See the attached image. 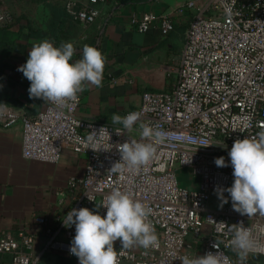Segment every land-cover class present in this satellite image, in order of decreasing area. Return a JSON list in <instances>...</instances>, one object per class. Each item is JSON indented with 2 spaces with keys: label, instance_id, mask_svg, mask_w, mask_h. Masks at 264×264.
I'll return each instance as SVG.
<instances>
[{
  "label": "built area",
  "instance_id": "obj_1",
  "mask_svg": "<svg viewBox=\"0 0 264 264\" xmlns=\"http://www.w3.org/2000/svg\"><path fill=\"white\" fill-rule=\"evenodd\" d=\"M107 0H65L69 16L82 25L94 24ZM231 13H225V6ZM187 13L190 21L169 88L143 92L138 107L141 120L172 133V139L156 146L155 158L136 171H110L120 157L115 148L94 152L85 144L87 132L107 126L113 145L127 137L140 140L138 132L125 133L112 126L78 117L81 95L67 106L44 102V111L28 116L6 105L0 111V128L21 127L24 159L57 165L64 151L82 159V173L65 184L52 218H35L46 243L37 251V235L28 230L13 235L0 232V264H43L51 251L69 253L75 226L62 224L72 208L94 210L113 189L126 192L150 208L149 222L158 247L133 246L118 252L119 264H180L178 257L196 258L218 253L220 264H234L229 241L233 225L252 229L256 250L264 264V217L241 216L231 202L220 207L214 188L230 187L232 168L216 167L237 139L256 138L264 129V0H187L171 13L133 14L130 25L140 33L159 29L166 36L175 30L174 19ZM14 21L13 12L0 5V29ZM91 125V127H90ZM120 128L121 135L113 130ZM126 135V136H125ZM190 170L200 180L198 190L179 186L176 171ZM227 195V193H225ZM89 196L92 201L88 200ZM103 217L106 209H99ZM211 218L215 223L209 222ZM217 242V248L213 244ZM120 249L116 251H120Z\"/></svg>",
  "mask_w": 264,
  "mask_h": 264
},
{
  "label": "crops",
  "instance_id": "obj_2",
  "mask_svg": "<svg viewBox=\"0 0 264 264\" xmlns=\"http://www.w3.org/2000/svg\"><path fill=\"white\" fill-rule=\"evenodd\" d=\"M186 1L128 0L116 4L111 0L101 7L99 18L90 26L66 18L68 14L62 10L54 18L41 0L35 12L13 10V23L0 29V104L10 105L28 116L44 111L41 99L29 98L30 82L17 71L26 62L33 44L47 40L59 47L71 42L74 46L71 62L81 59L83 46L89 45L101 51L105 67L101 86H85L80 92L77 115L83 120L119 126L112 124L113 114L123 117L136 109L145 91L169 88L168 77L178 64L190 21L187 13L176 17L174 32L164 36L159 29L136 31L130 25L131 16L171 13ZM45 2L65 6V0ZM82 167V159L69 150L63 152L57 165L28 161L22 156L21 127L0 128V232L35 233L36 249L41 251L46 236L35 218H52L62 211L58 203L65 199L61 195L65 184L71 176L80 175ZM113 246L121 247L119 240ZM232 259L234 264L262 263L260 255L241 262L237 254H232ZM42 263L79 264L77 257L57 251L46 253Z\"/></svg>",
  "mask_w": 264,
  "mask_h": 264
},
{
  "label": "clouds",
  "instance_id": "obj_3",
  "mask_svg": "<svg viewBox=\"0 0 264 264\" xmlns=\"http://www.w3.org/2000/svg\"><path fill=\"white\" fill-rule=\"evenodd\" d=\"M225 13H231L230 6H225ZM73 55L71 42L59 47L47 40L33 44L26 62L17 68L30 82L29 98L67 106L77 100L78 93L85 86L100 87L105 67L101 51L84 45L81 59L71 62ZM4 107L6 105L0 104V111ZM111 122L121 125L125 133L138 132L140 137L137 140L125 135L127 140L124 143L113 145L107 126L87 132L85 144L88 149L109 152V148H115L119 153L120 159L112 165V172L138 170L155 158L157 145L172 139V133L143 122L139 112H130L123 117L113 114ZM113 131L121 135L120 128ZM227 156L228 162L224 157L214 159L218 168L231 166L233 176L230 187L214 188L219 206L231 202L232 209L241 216L251 218L258 214L264 217V129L256 134V138L235 140ZM87 198L92 201L89 196ZM101 208L106 209L103 217L98 212ZM151 211L143 202L118 189H113L101 203H96L94 210L72 208L62 219L64 227L75 226L69 253L78 258L79 264H119L118 252L122 254V250L133 246L157 248L158 238L148 219ZM208 220L215 223L211 218ZM117 240L121 245L120 251L113 246ZM229 244L241 262L257 247L252 229L242 222L233 225ZM213 248H217V242ZM259 250L264 252V247ZM178 259L180 264H220L218 253L211 252L196 258L180 256Z\"/></svg>",
  "mask_w": 264,
  "mask_h": 264
},
{
  "label": "rangeland",
  "instance_id": "obj_4",
  "mask_svg": "<svg viewBox=\"0 0 264 264\" xmlns=\"http://www.w3.org/2000/svg\"><path fill=\"white\" fill-rule=\"evenodd\" d=\"M38 0H0V5L6 9L22 10L26 12H35L38 7ZM179 186L186 189L198 190L200 186V180L195 178L190 170L179 169L176 171Z\"/></svg>",
  "mask_w": 264,
  "mask_h": 264
},
{
  "label": "trees",
  "instance_id": "obj_5",
  "mask_svg": "<svg viewBox=\"0 0 264 264\" xmlns=\"http://www.w3.org/2000/svg\"><path fill=\"white\" fill-rule=\"evenodd\" d=\"M41 1H42V3H44L45 7H47L49 9V12L53 15L54 18H56V16H58V13H60L61 10H62V12L65 11V13H67L64 6H62V8H61L60 5H52L50 3H46L45 0H41ZM109 1H111V0H107L106 4H108ZM113 1L117 2L116 4H125L128 0H113ZM13 17L15 18L14 14H13ZM67 17L70 18L73 22L79 23V22L75 21L71 16L67 15L66 18ZM53 19L51 20V23H52ZM145 92H149V91H145ZM120 248H121L120 246H116V248H114V249L118 250Z\"/></svg>",
  "mask_w": 264,
  "mask_h": 264
}]
</instances>
